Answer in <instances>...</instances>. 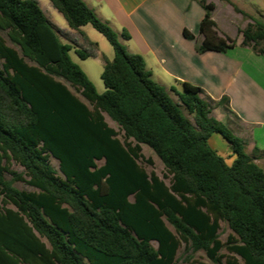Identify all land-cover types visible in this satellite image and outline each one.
Instances as JSON below:
<instances>
[{"label": "trees", "instance_id": "1", "mask_svg": "<svg viewBox=\"0 0 264 264\" xmlns=\"http://www.w3.org/2000/svg\"><path fill=\"white\" fill-rule=\"evenodd\" d=\"M50 1L71 29L91 24L102 33L114 58L103 56L99 94L72 60L73 44L62 41L68 35L37 0H0V30L16 46L0 35V264H177L182 244L214 264H264V168L242 138L211 116L215 102L189 82L172 88L177 102L153 79L144 57L130 53L84 0ZM199 3L206 14L197 52L236 47L217 30L215 4ZM235 10L251 19L239 29L241 46L264 56V22ZM122 37L130 39L126 31ZM227 103L223 96L216 104ZM216 133L236 154L231 165L209 147ZM143 145L162 161L169 184L141 165L152 164ZM222 221L232 231L226 242ZM190 264L208 263L192 258Z\"/></svg>", "mask_w": 264, "mask_h": 264}, {"label": "crops", "instance_id": "2", "mask_svg": "<svg viewBox=\"0 0 264 264\" xmlns=\"http://www.w3.org/2000/svg\"><path fill=\"white\" fill-rule=\"evenodd\" d=\"M84 1L118 34L122 36V32L126 31L130 35V39L122 37L124 44L130 53L144 57L147 68L158 84L169 92H172V88L182 90V82L203 88L204 96L215 102L212 113L221 108L228 124L239 131L237 136L245 144L252 145V150L258 147L261 150L259 156L264 154V56L241 46L243 36L239 29L244 28L251 19L235 10L238 7L264 22V0H206L215 4L212 18L219 34L229 36L237 45L226 52L205 53L196 50L203 39L200 24L206 14L199 0ZM220 11L222 17L226 13L241 17V22L234 27L235 35L231 34L234 23L229 18L226 21L221 19ZM48 20L62 34L68 35L61 39L64 43L73 44L74 51L77 47L91 45L88 44L85 26L79 30H69ZM185 30L195 39L186 38ZM93 52L101 56L99 50ZM223 96L228 97V103L225 106L217 105Z\"/></svg>", "mask_w": 264, "mask_h": 264}, {"label": "rangeland", "instance_id": "3", "mask_svg": "<svg viewBox=\"0 0 264 264\" xmlns=\"http://www.w3.org/2000/svg\"><path fill=\"white\" fill-rule=\"evenodd\" d=\"M42 9L44 10L46 16L55 24H57L58 26L65 28V29H69L72 30L66 19L64 18V16L53 6V4L51 3L50 0H39ZM221 14V19H223L224 21L227 20V18H229L228 20L231 21L232 23H234L233 27H232V32L231 34L235 35L236 30L234 29V27L237 26V22H241V17H234V16H228V14L226 13V15L224 17H222V12H219V17ZM107 23V22H106ZM230 28V27H229ZM85 30V34L88 36V40L89 43L91 45H85L83 47H77L78 49H81L82 51H84L85 53L88 54L86 59H81L76 52L74 51V49L70 52L71 58L72 60L77 63L88 75L89 79L92 81V83L94 84L97 92L99 94L104 93L105 91V85L103 83V80L101 78V74L103 72L104 69V59L103 56L107 57L109 60H112L114 58V48L111 45V43L108 41V39L100 32H98L96 29H94V27L91 24H88L84 27ZM0 35H2L6 40L7 43L11 46H14L10 40L8 39L7 35L5 32L0 30ZM119 35V40L121 43H125V40L122 38V36L120 34ZM91 42V43H90ZM125 45V44H124ZM92 46V47H91ZM16 47V46H14ZM95 50H99L101 53V56H96ZM2 62V60L0 59V63ZM61 81H63L76 95H78L85 103H87L88 105L89 102L84 99L80 94H78L75 89L66 81L59 79ZM171 96L177 101L179 102V98L178 96L174 93L170 91ZM184 112L186 114V116L192 120V122H194L193 116L190 115L185 109ZM213 117H215L218 121H220L221 123H223L224 125H226L234 135H238L239 131H237L232 124H228L227 121V116L226 114L222 111L221 108L216 109L212 114ZM105 119L107 121V123L114 128L115 130L119 131V126L113 122L107 115H105ZM259 133V131H257V134ZM120 137L122 138V135H120ZM209 147L214 150L218 155H220L221 157H223L226 161L227 164L231 165L233 163V161L236 159V154L233 151L230 143L224 139L220 134H213L209 141H208ZM252 145L250 144H246V152L248 154H250L251 156H253L255 158V161L258 164H261L264 167V154H261L259 156L255 155L253 153V150L251 149ZM145 158L150 159L152 161V164H148L147 162H143L140 161L141 165L147 170L148 173L154 171L160 178H162L167 184H169V178L167 177V172L165 169L164 164L162 163V161L159 159V157L146 145H143V150H142ZM261 157V158H259ZM98 165H102L104 163V161H98L97 162ZM51 164L52 166L59 171V161L57 159H55L54 157H51ZM13 168L15 170H17L18 172H23L24 169L23 167H21L20 165H18L17 163H13ZM6 178L10 179V175L6 174ZM14 186L20 190H26V191H37L36 188L31 187L25 183L22 182H15ZM1 200V197H0ZM130 200H133V196L130 197ZM171 229H173L171 227ZM232 233L229 225L226 222H221V228L219 230V234H220V239L223 242H226L228 239V236ZM152 245L157 248L158 247V243L156 241L152 242ZM221 253H225L227 254V250L223 249L221 251ZM189 256L191 257L189 259ZM197 259L199 261H203L206 262L208 264H214L206 255V253L204 251H199L197 253L191 254L188 253L186 251V246L185 244H182L180 249L177 252L176 255V263L177 264H190V260L191 259Z\"/></svg>", "mask_w": 264, "mask_h": 264}]
</instances>
